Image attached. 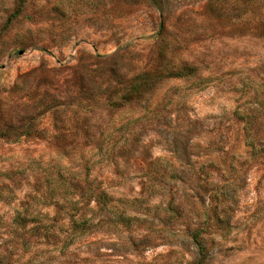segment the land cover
<instances>
[{
	"label": "rangeland",
	"instance_id": "374dc122",
	"mask_svg": "<svg viewBox=\"0 0 264 264\" xmlns=\"http://www.w3.org/2000/svg\"><path fill=\"white\" fill-rule=\"evenodd\" d=\"M18 6L0 0V264H264V0Z\"/></svg>",
	"mask_w": 264,
	"mask_h": 264
},
{
	"label": "trees",
	"instance_id": "16d2710c",
	"mask_svg": "<svg viewBox=\"0 0 264 264\" xmlns=\"http://www.w3.org/2000/svg\"><path fill=\"white\" fill-rule=\"evenodd\" d=\"M27 0H19V6L16 8L15 12L11 15L12 18H17L20 14L22 5L26 3ZM155 7L159 8L161 7L162 0H149ZM248 1H258V0H248ZM164 27H161V31H163ZM195 70L190 67H185L182 70L173 71L167 74L162 73V71H150L143 69L140 72H138L134 77L132 78L131 83L129 84V87L127 88L126 92L122 95L121 100L127 101L128 103L136 102L139 103L144 99V96L149 93V91L152 89V91L156 88V85L161 82L164 79H184L187 77L195 76ZM207 79L200 80V83H207ZM252 126V124H251ZM250 132V131H249ZM248 135V133H247ZM248 137V136H247ZM249 146L252 147L253 152H255V144L251 141L247 142ZM87 195L89 197H93L96 200H101V203H103V206L108 205L111 202H114V198L108 197L104 192H98V188L93 187L92 185H89L87 188ZM120 221L125 223H130V221L133 219L131 217H125L122 213L117 216ZM81 227H86V224H81ZM191 240L193 241L194 245L202 255L204 252V244L203 241L200 239V233L194 232L190 236Z\"/></svg>",
	"mask_w": 264,
	"mask_h": 264
}]
</instances>
